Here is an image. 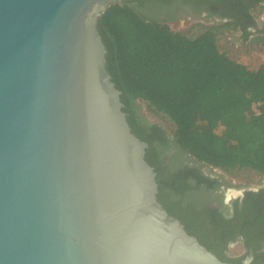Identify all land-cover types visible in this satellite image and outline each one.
<instances>
[{
    "label": "water",
    "instance_id": "1",
    "mask_svg": "<svg viewBox=\"0 0 264 264\" xmlns=\"http://www.w3.org/2000/svg\"><path fill=\"white\" fill-rule=\"evenodd\" d=\"M123 1L0 0V264H230L157 200L97 30Z\"/></svg>",
    "mask_w": 264,
    "mask_h": 264
},
{
    "label": "trees",
    "instance_id": "2",
    "mask_svg": "<svg viewBox=\"0 0 264 264\" xmlns=\"http://www.w3.org/2000/svg\"><path fill=\"white\" fill-rule=\"evenodd\" d=\"M131 1L110 5L97 30L106 50L105 69L120 91L131 133L148 145L145 161L156 173V139L149 132L165 131L144 118L139 101L171 122L173 145L195 162L263 175L264 63L252 70L220 50L219 38L235 30L232 25L204 27L195 35L173 31L165 20L141 14ZM156 183L161 190L158 174ZM162 207L194 234L184 216Z\"/></svg>",
    "mask_w": 264,
    "mask_h": 264
},
{
    "label": "flooded vegetation",
    "instance_id": "3",
    "mask_svg": "<svg viewBox=\"0 0 264 264\" xmlns=\"http://www.w3.org/2000/svg\"><path fill=\"white\" fill-rule=\"evenodd\" d=\"M130 5L168 26L187 21L205 27L229 24L235 27L231 34L245 41L264 32V0H132ZM162 129L149 132L156 139V176L163 182L157 193L160 204L184 216L191 235L218 259L214 252L230 264L250 257L249 264H264V174L240 179L203 166L175 147L171 132Z\"/></svg>",
    "mask_w": 264,
    "mask_h": 264
},
{
    "label": "rangeland",
    "instance_id": "4",
    "mask_svg": "<svg viewBox=\"0 0 264 264\" xmlns=\"http://www.w3.org/2000/svg\"><path fill=\"white\" fill-rule=\"evenodd\" d=\"M199 26L196 25V22L193 23L186 29L180 30L181 32H187L188 34H197V32L201 31L205 26L198 23ZM234 31V30H230ZM230 31L224 33L218 41V45L221 51L227 53V55L236 62L244 64L249 69L255 70L258 66L264 63V36L260 38L255 37L253 39H249L245 42V49L241 51H235L232 47L227 45L224 41V35L228 34ZM139 103L142 107L156 120L164 124L170 131L173 129L171 122L161 115H155L149 112L146 108V104L143 102ZM233 176L238 178H245V177H253L254 173L249 170H240V171H233L231 173Z\"/></svg>",
    "mask_w": 264,
    "mask_h": 264
}]
</instances>
